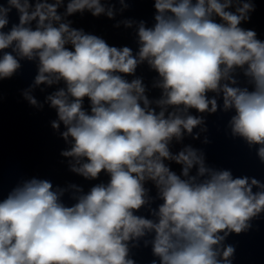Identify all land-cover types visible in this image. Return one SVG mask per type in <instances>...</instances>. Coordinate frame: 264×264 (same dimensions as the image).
Segmentation results:
<instances>
[{
	"label": "clouds",
	"instance_id": "clouds-1",
	"mask_svg": "<svg viewBox=\"0 0 264 264\" xmlns=\"http://www.w3.org/2000/svg\"><path fill=\"white\" fill-rule=\"evenodd\" d=\"M62 2L36 0L32 10L31 0H7L8 7L0 0V51L14 45L21 58L38 57L36 85L65 82L67 91L61 88L47 98L67 127L63 138L74 141L62 155L77 162L86 158L72 171L91 179L105 171L110 181L92 187L71 207L60 202L46 180L33 179L14 189L0 202V264H134L127 242L144 236L146 229L155 232L153 253L160 264H231L234 247L226 246L221 260L216 246L230 233L250 228L249 221L264 212V191L253 192V186L264 185L254 178L234 179L229 171L212 172L200 183L170 171L164 160L184 165L185 177L194 164L201 177L209 171L191 148L176 156L168 149L173 137L181 138L182 128L191 134L202 119L175 113L165 118L164 110L157 114L148 107L142 81L125 77L147 60L162 77L159 87L166 98L159 105H183L201 113L216 112L217 101L207 93L222 91L224 108L236 112L233 133L249 145H261L258 156L264 161V42L239 26L250 19L254 5L244 2L233 12L228 9L240 0H154L156 23L146 28L141 22L137 59L129 47L109 46L71 28L70 22L53 26L61 20L57 9ZM12 8L19 23L5 32ZM85 8L93 16L105 12L100 0H70L66 12ZM107 15L111 18L113 12ZM32 21L35 30L26 26ZM20 67L11 52H4L0 78ZM235 68L244 69L251 90L221 85L222 79L236 84L229 75ZM85 98L90 114L83 108ZM146 179L155 182L163 199L155 223L134 214L146 204Z\"/></svg>",
	"mask_w": 264,
	"mask_h": 264
}]
</instances>
